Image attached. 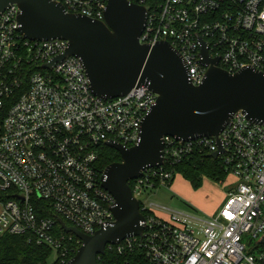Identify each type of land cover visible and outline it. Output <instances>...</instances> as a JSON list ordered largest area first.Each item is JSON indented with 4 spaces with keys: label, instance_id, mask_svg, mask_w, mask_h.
<instances>
[{
    "label": "built area",
    "instance_id": "1",
    "mask_svg": "<svg viewBox=\"0 0 264 264\" xmlns=\"http://www.w3.org/2000/svg\"><path fill=\"white\" fill-rule=\"evenodd\" d=\"M56 1L71 13L99 20L108 2ZM130 1L147 8L140 41H168L183 57L194 85L204 82L208 69L201 62L200 39L210 58H219V67L264 72V0ZM20 11L12 4L0 14V238L25 235L28 242L50 246L56 262L66 264L81 241L63 228L57 231L55 220L39 216L34 202H48L69 224L60 220L89 235L115 221L116 199L101 184L98 149L108 141L137 144L158 94L145 84L115 98L94 94L81 59L58 58L67 53L69 41L27 38ZM218 138L224 150L217 158L227 177L219 182L225 183V196L216 213L202 219L142 201L146 191L170 185L185 160L218 151ZM129 185L145 228L107 244L97 264H105L100 259L107 252L130 255L124 264H264V126L243 110L217 137L164 136L163 162ZM158 207L169 212L160 215ZM244 237L250 243L258 239L257 245L248 249Z\"/></svg>",
    "mask_w": 264,
    "mask_h": 264
},
{
    "label": "water",
    "instance_id": "2",
    "mask_svg": "<svg viewBox=\"0 0 264 264\" xmlns=\"http://www.w3.org/2000/svg\"><path fill=\"white\" fill-rule=\"evenodd\" d=\"M17 4L20 30L29 39L69 41L66 55L81 59L94 94L115 98L145 84L158 94L157 102L142 123L140 140L132 147L108 141L121 161L109 164L101 176L104 189L116 199L115 221L89 235L60 220L61 227L75 235L81 245L66 264H97L107 244L140 235L145 216L133 196L129 181L164 159V136L180 140L219 136L233 114L243 110L247 118L264 126V72L247 67L231 73L210 58L202 42L201 62L208 65L202 84L189 79L181 54L168 42L142 43L147 8L130 0H108L104 20L71 13L56 0H0V14ZM57 58V59H58ZM55 60L46 64L51 67ZM217 158L224 150L218 138ZM264 242V238L261 240Z\"/></svg>",
    "mask_w": 264,
    "mask_h": 264
},
{
    "label": "trees",
    "instance_id": "3",
    "mask_svg": "<svg viewBox=\"0 0 264 264\" xmlns=\"http://www.w3.org/2000/svg\"><path fill=\"white\" fill-rule=\"evenodd\" d=\"M99 159L97 167L103 172L111 163L121 161V154L109 147L102 145L98 149ZM177 173L182 174L191 185L198 189L202 186L204 178H208L215 183L222 182L227 177L226 169L219 158H212L209 154L194 155L177 166ZM171 184V182H170ZM35 210L39 216L53 218L56 222V230L64 232L59 220L63 219L60 215L54 213L48 202L35 201ZM67 235H73L68 233ZM78 239L74 237L73 243ZM80 243L75 247L77 250ZM53 254V249L47 245H38L35 242H28L25 235L6 234L0 238V264H50L49 257ZM76 251L71 255L72 258ZM128 256L107 252L101 257L100 261L105 264H124ZM69 258V259H70ZM99 261V262H100ZM54 264H60L56 262Z\"/></svg>",
    "mask_w": 264,
    "mask_h": 264
},
{
    "label": "rangeland",
    "instance_id": "4",
    "mask_svg": "<svg viewBox=\"0 0 264 264\" xmlns=\"http://www.w3.org/2000/svg\"><path fill=\"white\" fill-rule=\"evenodd\" d=\"M224 196L225 183H215L208 178H204L202 186L195 189L182 174L177 173L170 185H161L159 188L146 191L142 201L208 219L220 209ZM156 212L166 216L169 211L158 207ZM243 242L250 249L257 245L258 239H254L250 243L249 237H244ZM56 261L57 254L53 250V254L49 257V263L54 264Z\"/></svg>",
    "mask_w": 264,
    "mask_h": 264
}]
</instances>
